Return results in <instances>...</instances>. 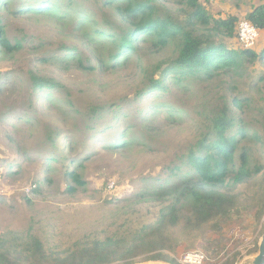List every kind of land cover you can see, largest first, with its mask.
<instances>
[{"label":"trees","instance_id":"trees-1","mask_svg":"<svg viewBox=\"0 0 264 264\" xmlns=\"http://www.w3.org/2000/svg\"><path fill=\"white\" fill-rule=\"evenodd\" d=\"M6 11L12 17L24 13L50 19L70 17L80 27L82 45L106 47L105 60L98 58V66L79 45L65 41L43 54L40 62L55 64L63 57L60 59L68 62L65 70H117L126 67L133 56L139 66L132 94L83 103L74 101L57 79L27 70L33 93L45 94L50 107L59 106L55 108L59 112L57 121L42 127L36 156L43 160L42 167H51L52 163L63 166V177L69 182L65 190L70 194L85 184L76 168L92 156L95 145V149L107 151L124 147L127 139L123 131L134 127L125 128V122H121L133 117L125 109L135 104L136 108L144 107L145 101L171 91V86L191 80L210 82L220 74L243 73L248 64H264V48H234L229 44L231 39H238L239 17L216 18L201 0H0V53L15 54L25 47L28 36L8 35ZM243 18L264 33V2ZM37 40L32 47L45 48L43 40ZM153 56L156 59L151 60ZM146 58L148 64L143 63ZM261 92L264 96V86ZM250 102L249 98L233 95L229 102L224 99L211 106L202 105L201 126L194 143L175 154L174 162L165 167L166 173L153 178L154 185L134 196L140 202L152 198L163 201L158 215L148 223L136 221L129 226L128 221H122L108 235L79 239L62 249L46 247L31 233L7 232L0 234V264H179L167 252L174 253L183 240L198 237L206 227L219 230L220 221L238 216L247 200L249 207H255L253 217L259 223L264 215V126L240 116L239 111L245 112ZM63 110L68 111V118L62 115ZM258 110L264 116V104ZM38 114L36 105L30 102L22 117L34 115L30 122ZM147 115V111H140L137 122ZM66 120L77 124L67 125ZM75 151L78 157L72 156ZM5 162L8 167L16 164L9 159ZM251 186H257L253 194Z\"/></svg>","mask_w":264,"mask_h":264},{"label":"rangeland","instance_id":"rangeland-1","mask_svg":"<svg viewBox=\"0 0 264 264\" xmlns=\"http://www.w3.org/2000/svg\"><path fill=\"white\" fill-rule=\"evenodd\" d=\"M201 1L210 15L216 18L236 15L240 21L253 7L264 2ZM5 18L9 36L19 38L25 33L28 37L21 51L0 53V234L31 233L46 247L62 249L79 239L108 235L122 221H128L129 226L136 221L148 223L158 215L163 201L152 198L140 202L134 196L142 188L154 185L153 178L160 172L166 173L165 167L174 162L175 154L186 149L188 143H194L201 126L199 111L203 104L211 106L224 99L229 102L233 95L249 98L250 105L244 108L245 112L239 111L240 116L257 121L259 127L264 126V116L258 110L264 104L261 92L264 64L261 62L246 65L238 75L220 74L210 82L191 80L178 87L171 86V91L145 101L144 107L136 108L135 104L124 110L133 117L121 122H125V128L134 126L123 131L127 139L124 147L107 151L101 147L95 149V145L92 156L81 168H76L85 184L70 194L65 190L69 182L63 177V166L52 163L51 167H42L43 160L36 156L35 147L42 127L46 122L57 121L59 112L55 108L59 106L50 107L45 94L33 93L27 70L57 79L71 92L74 101L83 103L112 101L132 94L139 66L133 56L128 58L126 67L117 70L100 67L65 70L68 62L60 59L63 57L55 64L40 62L43 54L65 41L79 45L93 65L98 66V58L105 60L106 47L94 43L82 45L80 27L70 17L50 19L34 13L12 17L6 11ZM258 38L254 48L261 50L264 33H259ZM37 39L43 40L45 48L32 47L38 44ZM229 44L243 48L237 38L231 39ZM147 59L144 64L149 63ZM154 59L156 56L151 58ZM69 66L72 63L69 62ZM30 102L36 105L39 114L29 122L34 115H25L27 119L22 116ZM140 111H147L148 115L137 122ZM66 112L63 110L62 115ZM65 124L77 122L66 120ZM72 156L79 155L75 151ZM8 159L16 164L8 167L5 162ZM256 188L251 186L250 193ZM248 205L247 200L240 206L238 216L220 221L219 230L206 227L198 237L183 240L175 252H167L168 255L176 260L184 252L199 251L206 254L212 264L228 260H233L234 264H252L263 233L264 215L257 223L253 217L255 207ZM137 213L142 217L135 215Z\"/></svg>","mask_w":264,"mask_h":264},{"label":"built area","instance_id":"built-area-1","mask_svg":"<svg viewBox=\"0 0 264 264\" xmlns=\"http://www.w3.org/2000/svg\"><path fill=\"white\" fill-rule=\"evenodd\" d=\"M237 33L244 48L254 47L259 37V30L247 20L239 22ZM176 260L179 264H212L207 255L199 251L184 252Z\"/></svg>","mask_w":264,"mask_h":264},{"label":"water","instance_id":"water-1","mask_svg":"<svg viewBox=\"0 0 264 264\" xmlns=\"http://www.w3.org/2000/svg\"><path fill=\"white\" fill-rule=\"evenodd\" d=\"M133 264H169V263H165L161 261H144ZM252 264H264V228L258 244V252L253 257Z\"/></svg>","mask_w":264,"mask_h":264}]
</instances>
